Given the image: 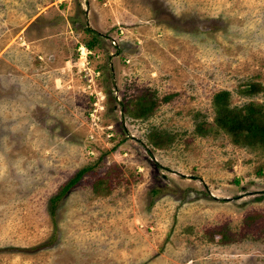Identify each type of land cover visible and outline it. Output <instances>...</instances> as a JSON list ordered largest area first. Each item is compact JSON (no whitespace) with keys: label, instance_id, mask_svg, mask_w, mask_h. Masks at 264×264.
<instances>
[{"label":"rangeland","instance_id":"1","mask_svg":"<svg viewBox=\"0 0 264 264\" xmlns=\"http://www.w3.org/2000/svg\"><path fill=\"white\" fill-rule=\"evenodd\" d=\"M219 89L264 101V0H0V264H264V148L195 130Z\"/></svg>","mask_w":264,"mask_h":264},{"label":"trees","instance_id":"2","mask_svg":"<svg viewBox=\"0 0 264 264\" xmlns=\"http://www.w3.org/2000/svg\"><path fill=\"white\" fill-rule=\"evenodd\" d=\"M86 44L89 48L93 46L91 41H88ZM261 89L262 84L259 81L250 80L240 88V91L244 94H252ZM229 95L230 93L228 89H219L213 93L211 98V104L214 111L213 118L211 121H197L195 124L196 132L200 135H205L212 129L217 128L227 133L231 141L234 143L244 145L257 144L264 148V101L248 100L241 105L235 106L230 104ZM165 97L168 98V95L166 94ZM136 103L141 106L143 112H146L153 108L156 101L151 97L148 90H144L143 94L138 96ZM148 136L152 144L155 146L161 145L165 141L163 139L166 138V136L155 130L150 131ZM85 170V167L77 170L73 176L61 185L59 191L50 197V211L52 214H54L60 196L80 179ZM103 181L104 180L101 177L96 180L98 187L99 183H102ZM98 187H95V190H97ZM254 215L264 216L257 212L248 213L246 221H249V218ZM262 227L264 231V217L262 220Z\"/></svg>","mask_w":264,"mask_h":264},{"label":"built area","instance_id":"3","mask_svg":"<svg viewBox=\"0 0 264 264\" xmlns=\"http://www.w3.org/2000/svg\"><path fill=\"white\" fill-rule=\"evenodd\" d=\"M120 32H122V30H120ZM114 41V40H113ZM80 51H79V56H78V60H76V63L80 66H78V69L80 68H84L85 64L88 62L87 60V53L90 52V50H88L85 46L81 45L80 47ZM87 49V50H86ZM85 51V54L83 55L82 52ZM98 96H96V100L93 101V106L89 111V118L92 124H98V119H99V114H100V110L103 108V104H102V94L100 91H97ZM100 93V96H99ZM92 136V134L90 135Z\"/></svg>","mask_w":264,"mask_h":264}]
</instances>
